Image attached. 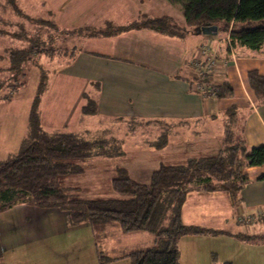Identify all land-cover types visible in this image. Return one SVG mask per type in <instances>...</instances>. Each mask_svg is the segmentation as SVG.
Wrapping results in <instances>:
<instances>
[{"label": "crops", "instance_id": "0c3cea01", "mask_svg": "<svg viewBox=\"0 0 264 264\" xmlns=\"http://www.w3.org/2000/svg\"><path fill=\"white\" fill-rule=\"evenodd\" d=\"M40 12L66 34L68 53L56 70L65 79L54 87L53 102L64 109L70 94H75L70 108L61 114L62 121L53 120L51 127L44 125L46 113L39 105L45 131L81 137L92 133L85 124L97 123L96 113L82 114L88 101L97 106V114L110 117L106 120L150 122L145 126L149 149L120 146L123 155L109 158L114 162L110 170L121 167L142 184L160 165L216 156L228 137L243 141L247 148H264V102L256 98L247 79L251 71L264 77V47L255 51L229 47V33L170 36L145 28L113 36L87 32L107 24L127 26L141 18L165 17L184 26L182 8L167 0H49L47 11ZM203 47L215 57L210 73L215 92L222 86L229 90L221 97H203L195 90L193 61L204 59ZM71 120L74 127L67 123ZM118 135L113 133L110 139L118 140ZM132 152L155 154L148 175L136 170L140 166L129 173V164L137 158L125 153ZM245 173L248 182L234 198L223 192L188 193L180 211L184 225L212 233L180 238L178 264H264V240L248 239L264 236V180H257L264 175V166L247 168ZM136 233L141 232L123 233L114 224L96 231L87 223L71 226L64 212L19 202L0 212V264H100L98 251L109 260L103 264H129L125 256L144 248L136 238L125 243L127 235Z\"/></svg>", "mask_w": 264, "mask_h": 264}, {"label": "trees", "instance_id": "16d2710c", "mask_svg": "<svg viewBox=\"0 0 264 264\" xmlns=\"http://www.w3.org/2000/svg\"><path fill=\"white\" fill-rule=\"evenodd\" d=\"M182 8L184 26L168 18H141L127 26L107 24L102 30H87L90 35L113 36L145 28L162 35L183 36L205 26L217 33H229L232 46L252 51L264 47V0H167ZM10 5L20 12L15 0ZM27 17V16H25ZM51 26L57 29L55 23ZM73 33V32H72ZM37 46L10 54V78L18 75L23 64L34 54L42 55ZM46 57V56H45ZM248 84L260 102H264V77L256 71L247 75ZM42 83L27 115L26 134L18 153L0 162V212L19 202L38 209H56L66 214L68 225L89 224L94 231L114 224L123 233L147 232L152 235L150 247L136 250L125 257L129 264H178V241L187 235L212 233L184 225L180 211L189 192H223L234 198L248 182L245 170L264 166V148H247L243 141L230 137L213 157L192 158L176 165H160L147 184L133 180L121 168L112 169L110 187L113 197H82L70 181L85 173L94 158L121 157L120 146L111 141H88L71 132H47L40 125L37 102ZM214 94L221 97L229 90L222 86ZM89 103L82 114L93 115ZM161 143V142H160ZM157 146L160 148L161 144ZM117 145L119 146L117 148ZM116 149V152H112ZM257 180H264V175ZM158 220H168L167 225ZM165 223V222H164ZM264 240L260 238H248ZM3 250L0 245V258ZM99 263L109 260L98 251ZM230 264V263H224Z\"/></svg>", "mask_w": 264, "mask_h": 264}, {"label": "rangeland", "instance_id": "374dc122", "mask_svg": "<svg viewBox=\"0 0 264 264\" xmlns=\"http://www.w3.org/2000/svg\"><path fill=\"white\" fill-rule=\"evenodd\" d=\"M48 1L15 0L18 8H20V12L16 13L10 5V0H0V162L6 161L18 153L20 142L27 132V115L40 83H42L43 91L38 99L37 109L40 105L41 110H45L44 125L48 127L53 125V120L56 123L62 121L61 114L65 108H70L75 99L73 92L70 94L69 100L65 104L67 107L64 109L53 102V100H57L56 95L54 96L56 93L54 87L57 82L65 79V77H58L59 72L56 70L61 66L62 57L68 53V50L66 41H63L66 40L65 31L59 32L58 29L55 31L54 27L50 25L49 16L42 15L40 12V9L47 11ZM30 42L37 46L38 51L42 50L43 54H34L28 62L22 65L20 73L10 78V54L28 47ZM76 47H80V44L77 43ZM55 57L57 60L51 62ZM58 101L63 102L64 100ZM89 103L91 102L88 101L87 105ZM94 109L95 117L102 121L94 118L97 123L94 125L85 124L88 130L92 127V133L83 137L84 139L88 141H111L112 138L110 139V137L116 133L119 134L118 140L114 139V142L123 148L131 149L137 145L142 150L149 149L147 145L150 143V132L146 131L145 126H150V122L148 124L147 122H138L137 124L126 121L112 122L106 120V118H110L108 115L97 114V106ZM70 118H73V114H70ZM67 123L74 127V121L71 120ZM110 126L112 127L111 130L107 128ZM122 127H125L124 130H117ZM112 152H116V149ZM125 155L137 158V161L134 160L133 164H129L130 170L128 171L131 175L132 171L136 170L143 172L144 176L145 174L148 175L152 169V167L149 168V164L155 154L132 152L125 153ZM91 164L94 168L88 166L82 176L72 178L70 181L79 188L82 197H113L114 193L110 187L109 176L112 175L110 167L114 165V162L109 161V158L100 157L93 160ZM134 166H140V168L135 170ZM157 221L162 222V227L168 223V220H164L165 223L163 220L156 219ZM130 236L125 237V243L129 242V238H136L138 243L144 247L143 250L150 247L153 240L152 235L146 232Z\"/></svg>", "mask_w": 264, "mask_h": 264}, {"label": "built area", "instance_id": "2783aa9c", "mask_svg": "<svg viewBox=\"0 0 264 264\" xmlns=\"http://www.w3.org/2000/svg\"><path fill=\"white\" fill-rule=\"evenodd\" d=\"M227 43L231 47V40L227 38ZM200 54L204 56V59L199 58L193 61L194 66V78H195V90L203 97H211L214 95V91L211 85V72L215 65L214 55H210L207 47L200 49Z\"/></svg>", "mask_w": 264, "mask_h": 264}, {"label": "water", "instance_id": "95a60500", "mask_svg": "<svg viewBox=\"0 0 264 264\" xmlns=\"http://www.w3.org/2000/svg\"><path fill=\"white\" fill-rule=\"evenodd\" d=\"M195 34L197 35H204V36H215L217 34V28L211 27V26H205L201 27L199 29H196Z\"/></svg>", "mask_w": 264, "mask_h": 264}]
</instances>
